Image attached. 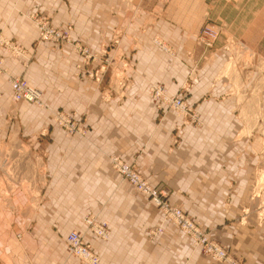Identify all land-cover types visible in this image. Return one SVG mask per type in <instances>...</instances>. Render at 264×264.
<instances>
[{
    "label": "crops",
    "instance_id": "obj_1",
    "mask_svg": "<svg viewBox=\"0 0 264 264\" xmlns=\"http://www.w3.org/2000/svg\"><path fill=\"white\" fill-rule=\"evenodd\" d=\"M34 13L67 28L89 47L90 67L106 61V72L81 78L85 60L71 42L37 44ZM207 22L221 32L205 51L197 37ZM0 38L27 51V63L1 46L0 58L8 74L41 90L43 105L14 102L0 74V264H82L67 251L71 231L84 234L103 264H217L172 225L147 239L146 226L161 215L137 203L142 196L113 169V155L169 187L247 264H264L263 229L242 217L264 193V0H0ZM237 51L251 60L237 61ZM127 62L125 97L104 100L111 67ZM157 82L183 92L203 125L159 111L148 93ZM60 111L86 135H68L53 120ZM90 212L109 221V240L86 229Z\"/></svg>",
    "mask_w": 264,
    "mask_h": 264
},
{
    "label": "built area",
    "instance_id": "obj_2",
    "mask_svg": "<svg viewBox=\"0 0 264 264\" xmlns=\"http://www.w3.org/2000/svg\"><path fill=\"white\" fill-rule=\"evenodd\" d=\"M168 2L169 0H161ZM33 21L37 24L40 34V41H51L55 44L61 45L63 42L73 41L69 36L67 28H59L51 24V20L45 15L32 14ZM221 30L210 22H207L200 33L198 34V42L204 46L206 50H211L215 46ZM0 39V45L9 43ZM161 43V42H160ZM76 50L82 51L80 44L74 45ZM11 47V46H10ZM165 49H169L164 46ZM23 51L22 47L15 48ZM1 70V69H0ZM5 72V70H1ZM198 71L197 67L191 70V80H193L194 73ZM12 89V99L14 102L26 101L38 105H42V93L41 91L31 85V83L23 77H12L8 79ZM185 87V86H183ZM186 89V88H185ZM154 98L157 100L159 108H167L180 112L187 120L197 119L198 113L189 106L183 94L170 95L165 86L158 85L153 89ZM54 120L60 125L68 135L85 134L86 128L79 124V122L72 116L64 113L57 112ZM264 123V118H263ZM112 163L117 172L130 182L135 188L143 190L146 194L153 196L154 199L160 204L158 193L155 188L151 187L139 174L136 168L124 160H120L118 157H112ZM172 215L178 220V223H182V226L188 232H192L201 245H207V250H211V253L222 264H242L239 260H234L223 248L216 243H210L208 238L203 235V231L186 217L180 209H173ZM87 226L89 230L98 238L102 240L108 239L110 231L106 222L95 221L93 217L86 218ZM67 250L68 252L78 258L83 264H101L100 256L92 249L91 245L85 240L84 234L79 231H71L67 235Z\"/></svg>",
    "mask_w": 264,
    "mask_h": 264
},
{
    "label": "rangeland",
    "instance_id": "obj_3",
    "mask_svg": "<svg viewBox=\"0 0 264 264\" xmlns=\"http://www.w3.org/2000/svg\"><path fill=\"white\" fill-rule=\"evenodd\" d=\"M34 14H37V15H42V14H39V13H34ZM29 19L33 21L32 19V14H30L29 16ZM34 22V21H33ZM35 23V22H34ZM36 24V23H35ZM51 24L53 25V23L51 22ZM37 25V24H36ZM55 26V25H53ZM38 28V26H37ZM38 32H39V29H38ZM70 36V35H69ZM39 37H40V34H39ZM2 40H5L7 42L5 43H9V45L11 46H7L6 44L3 45H0L1 47H3L4 49L7 50L8 53H10L13 57H16V58H21L23 59V61H27L29 60V56L27 54V51L22 47L23 51H19L15 48H17L18 46H20L19 44H17L16 42L12 41V40H6L4 38H0ZM73 41H71V44L75 45L76 43L77 44H80L82 46V51H79V54L82 56V58L85 60L83 61V65H79V74H80V77H91L95 80H97V78L101 75H103L106 70H107V64H106V61H104V63H102L101 65H99L98 67H90L89 62H87L86 60H88L89 58H93L92 56V53L90 52V49L88 46H85L83 44L80 43V41L78 40H75V39H72ZM43 41V40H42ZM154 41L159 45V46H166L168 47L162 40H160L159 38H154ZM197 41H198V37H197ZM40 42V38H38L37 40V44H39ZM67 42V41H65ZM161 42V43H160ZM20 47V48H21ZM164 48V47H163ZM169 48V47H168ZM165 49V48H164ZM170 54H173L174 52L170 49H166ZM207 51V50H205ZM240 51H237V57H236V60L237 61H244V62H247L249 60H251V57H250V54L249 53H245V55L243 56H240ZM103 55L100 56V59L103 60ZM108 59V57L106 58ZM105 60V59H104ZM130 60L128 59V62ZM128 62L125 64L124 67L120 66V67H117L114 72H113V68L111 67V76H116L115 77V81H112L111 82H108L106 86H104L103 88V99L104 100H109L111 98H114V97H121V98H124L125 95H124V92L126 91L127 87L130 85V81H131V77L130 75L128 74V70H132V66H130L128 64ZM3 64V65H2ZM86 65H89V67H87ZM130 68V69H129ZM0 69L1 70H5V72H2L0 70V74H6L8 75L9 78H12V77H19V76H13L11 74H8V70L7 68L5 67L4 65V61L2 58H0ZM125 75V77H123ZM129 77H128V76ZM22 77V76H20ZM189 80L190 82L187 83V86H191L192 83H193V80H191V75L189 76ZM32 85V84H31ZM158 85H162V86H165L163 83H160V82H157V83H154L152 85L149 86L148 88V93L151 97V99L153 100V102L155 103V106L157 107V109L159 111H165L164 108H159L158 106V103H157V100L154 98V94H153V89L154 87L158 86ZM34 86V85H33ZM11 87V86H10ZM35 87V86H34ZM166 87V86H165ZM37 88V87H36ZM167 89V88H166ZM40 90V89H39ZM41 91V90H40ZM168 91V90H167ZM183 91H187L185 89V87H183ZM168 94H170L168 92ZM179 94H183V92L179 93ZM170 95H174V94H170ZM177 95V94H176ZM184 95V94H183ZM185 97V96H184ZM186 100V98H185ZM187 101V100H186ZM188 103V102H187ZM34 104V103H33ZM189 104V103H188ZM37 106H42L43 105H38V104H35ZM189 106L193 109V112L196 111V108L195 106L189 104ZM169 110V109H167ZM175 112H177L178 114H181L180 112L174 110ZM61 112V111H60ZM57 112H53V120H54V117H55V114ZM184 117V115H183ZM186 118V117H184ZM187 118L191 119V117L187 116ZM186 118V119H187ZM55 122V120H54ZM188 122L190 124H192L193 126H197V127H201L203 125V121L200 120V118L198 117L197 119H194V121L192 120H188ZM56 123V122H55ZM58 124V123H57ZM60 126V125H59ZM61 127V126H60ZM62 128V127H61ZM180 130V127H178L176 129V134L178 133V131ZM86 133H87V129H86ZM85 134H74V135H86ZM74 135H70V136H74ZM177 135L176 137L174 138V143L175 145H177L178 141H177ZM174 145V146H175ZM112 157H118L120 160H124L122 159L120 156L118 155H113L110 157V162H111V166L113 167V169L117 172V170L114 168L113 166V163H112ZM125 161V160H124ZM126 162V161H125ZM129 164H132L136 170L139 172V174L142 176V178L153 188H155V190L157 191L158 193V198L160 200V204L154 199L153 196H150L148 194H146L143 190H140L138 188H135L132 184V186L134 187L136 193L140 194L142 196V199L137 202L138 204H141L146 206L147 203H149L151 205V210L152 212L154 213V210L158 211L161 215V217H159L158 221L150 224V225H147L146 228H145V233L147 235V239L150 241V242H154L156 240H158L159 236L165 231L166 227L169 226V225H172L174 226L178 231L184 233L185 235H187L190 239H191V242H192V245H193V248L195 250H199L203 255L207 256V257H210L211 259H213V261L217 264H222L219 260H217L215 258V256L211 253V250H207V245H201L199 243V241L196 239V237L193 235L192 232H188L187 230H185L182 226V223H178V220L176 218L173 217L172 215V210L173 209H180L186 217L190 218V220L192 222H194L202 231H203V235L205 234V236L208 238V240L210 241V243H216L220 246H222L223 248H225V250L227 251V253L234 259V260H239L242 264H247L245 258L243 256H240L238 254H236V252L234 250H232V247L228 244H225L223 242L220 241V239H218V237H213L211 235H209V232H210V228L207 227L206 225L203 224V222L193 213H191L188 209H186L183 205L177 203V202H174L172 200V195H171V190L169 187L165 186V185H160V184H153L152 182H150L143 174H141V172L138 170V166L135 162H131ZM122 177V176H121ZM123 180H126L125 178L122 177ZM129 182V181H128ZM130 183V182H129ZM262 189H264V183H263V186H262ZM260 197L262 199V205L257 209V210H254V211H244L243 212V218H246L247 216H252L254 219L257 220V223L262 227L263 229V233H264V193L262 194L260 192ZM87 217H93L94 220L96 219L98 222H106L107 225H108V229L110 231V235L109 237L111 236V227H110V223L107 219L105 218H100L98 213H94V212H90L88 213L85 218H84V223L86 225V229H88V231L90 233H92L90 230H89V227L87 226V223H86V218ZM212 231V230H211ZM82 233V232H81ZM95 236V235H94ZM20 237V236H19ZM109 237L108 239L104 240V241H107L109 240ZM68 251V250H67ZM69 253V252H68ZM70 254V253H69ZM71 257H74L76 258L75 256L71 255ZM77 260H79L78 258H76ZM101 259V258H100ZM80 261V260H79ZM81 262V261H80ZM82 263V262H81ZM83 264V263H82ZM101 264H103L102 260H101Z\"/></svg>",
    "mask_w": 264,
    "mask_h": 264
},
{
    "label": "bare ground",
    "instance_id": "obj_4",
    "mask_svg": "<svg viewBox=\"0 0 264 264\" xmlns=\"http://www.w3.org/2000/svg\"><path fill=\"white\" fill-rule=\"evenodd\" d=\"M220 28V27H219ZM20 47H21V45H20ZM206 50V49H205ZM3 65V64H2ZM193 69V68H192ZM264 117V116H263ZM263 177V176H262ZM264 179V178H263ZM262 180V179H261ZM95 221H97L96 219H95ZM88 230V229H87Z\"/></svg>",
    "mask_w": 264,
    "mask_h": 264
}]
</instances>
